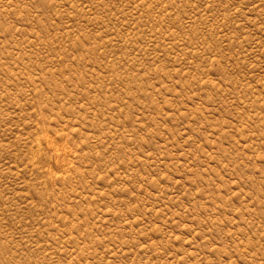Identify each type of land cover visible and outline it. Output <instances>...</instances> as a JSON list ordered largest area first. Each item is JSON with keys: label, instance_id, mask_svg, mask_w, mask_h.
I'll return each mask as SVG.
<instances>
[{"label": "rangeland", "instance_id": "rangeland-1", "mask_svg": "<svg viewBox=\"0 0 264 264\" xmlns=\"http://www.w3.org/2000/svg\"><path fill=\"white\" fill-rule=\"evenodd\" d=\"M0 264H264V0H0Z\"/></svg>", "mask_w": 264, "mask_h": 264}]
</instances>
